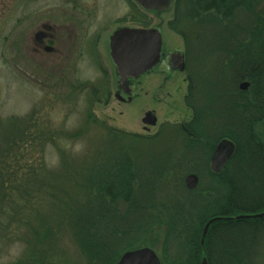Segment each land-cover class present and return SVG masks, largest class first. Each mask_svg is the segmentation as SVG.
Masks as SVG:
<instances>
[{
  "label": "trees",
  "instance_id": "1",
  "mask_svg": "<svg viewBox=\"0 0 264 264\" xmlns=\"http://www.w3.org/2000/svg\"><path fill=\"white\" fill-rule=\"evenodd\" d=\"M262 3L264 0H174L175 16L168 27L188 44L184 22L194 23L198 30L216 31L212 37L214 48L218 47V38L223 39L222 47H231L238 45L236 41L242 36L248 39L244 47L264 48V8L257 11ZM240 13L250 17L249 25L237 24ZM248 56L251 62L257 57L254 93L259 97L257 111L263 114H245L244 132L223 136L234 141L236 153L221 176L210 173L213 187L207 196L179 202L172 213L164 205L152 204L151 197L138 195V170L129 150L117 145L129 140L153 142L161 134L142 138L101 124L107 148L96 151L90 156L92 160L87 157L89 164H72L76 170L70 174L64 165L63 175L57 177L44 162L46 146L65 143L85 130L73 136L48 132L35 114L26 120L11 117L8 121L19 128L0 143V225L5 219L6 227L13 223L32 226L29 231L35 247L31 262L38 264L48 259L46 242L54 236L44 208L54 209L59 222L70 225L87 264H117L129 251L156 246H160L161 264H202L203 259L208 264H264V218L236 219L264 213V132L255 131L256 125L264 123V50L251 51ZM87 103L85 129L99 123L90 112L94 98ZM58 151L64 156V148ZM29 215L40 228L28 223ZM215 218L223 220L211 225L202 246L204 228Z\"/></svg>",
  "mask_w": 264,
  "mask_h": 264
},
{
  "label": "rangeland",
  "instance_id": "2",
  "mask_svg": "<svg viewBox=\"0 0 264 264\" xmlns=\"http://www.w3.org/2000/svg\"><path fill=\"white\" fill-rule=\"evenodd\" d=\"M7 1L10 12L6 11L5 17L0 21V41L5 40L0 53V143H3V139L12 137L15 131H18L19 125L16 124L17 127L14 129L16 125L8 121L11 117L26 120L35 114L40 124H46L43 128L48 132L60 131L73 136L85 130L83 135L72 137L65 143H58L55 146L49 143L46 146L44 162L48 169L58 177L63 175L61 172L64 165L67 167V173L70 174L76 170L74 166L79 167L91 163L90 156H93L98 150L107 148L106 131L102 125L105 128L117 129L126 134L142 138H151L156 135L155 131H152L151 135L143 133L142 114H137L136 111L131 110V114L121 116L119 112H125V108H117L115 102L110 107L94 105L92 111H89L99 123H91L85 129V117L88 111L87 101L92 97L90 98L86 94L78 97L77 93L72 95L65 88L66 81L73 80V76L66 74L60 57L50 58L51 67L48 70L46 63L49 56H35L32 53L33 35L36 33L37 28L45 23L47 12L52 15L53 26H57V31H60V15L65 0H19L22 9L21 27L16 38L13 34L16 19H14L12 11L15 1ZM81 1L85 7V14H95L101 22L123 21L126 16L131 15V27L133 29H156L160 26L159 30L162 34L163 45L168 51H184L190 46V41L189 44L186 43L168 27L175 16L173 3L168 12L157 15L143 12L133 0ZM260 8H264V3L259 6L257 11ZM68 9L70 8L68 7ZM236 22L243 27L247 26L250 24V17L246 13H240ZM144 23H146V26L142 25ZM182 26L189 37H194L198 31H201L196 28L194 23L184 22ZM108 34V32L104 33L102 41H106ZM213 34H217V32L210 30L209 35H206L209 41L207 46L212 48H214L212 46ZM221 39H217L218 47H222L223 39ZM246 39L243 41H246ZM14 49L19 50L20 53L19 58L15 60L14 55L16 53ZM101 51L102 53L105 51L103 45H101ZM103 55L106 57L105 53ZM210 61V63L204 61V64L210 66H198V69H210L214 59ZM105 64L110 70L113 82L111 64L107 60ZM80 69L76 73L78 74L75 77L76 81L80 80V82H89L94 85L100 78L87 55ZM220 83L222 84V82ZM218 87H221V85H218ZM263 124L262 122L256 125L255 131L257 134H263L264 129H261ZM158 135L160 137L153 142L146 140L130 142L129 140L124 144L117 145V148L123 147L129 150V154L135 163L139 176L136 183L141 185L137 189L138 195L151 197L152 204L164 205L168 208V212L173 213L179 202H190V200H195L197 197L207 196L209 189L213 187V182L210 172L207 171L205 166L193 161V157L188 155L186 151L183 154L177 151L180 147L182 149L181 145L184 146L187 141H184L182 136L178 135L174 129L165 128ZM220 136L212 135L213 145ZM183 141L185 143L181 144ZM59 148H64V156L58 151ZM87 157L90 160H86ZM64 159H66L65 164ZM172 164H174V167L172 166L173 169H170ZM164 168L169 169L164 172ZM191 174L198 176L199 186L189 194L185 190V179ZM44 209L47 211L46 220H49L50 227L54 229V236L46 242L49 247L48 259L42 264H87L85 256L80 253L74 242L70 225L66 221L60 223L54 209ZM158 210L160 211L159 208ZM31 216H28V223L30 222L35 229L40 228L34 218H30ZM2 221L4 223L0 225V264H38L31 262L32 248L35 247L29 231L32 226L13 223L10 227H6L7 221L5 219ZM152 250L161 258L160 246H156ZM262 252L264 253V249Z\"/></svg>",
  "mask_w": 264,
  "mask_h": 264
},
{
  "label": "flooded vegetation",
  "instance_id": "3",
  "mask_svg": "<svg viewBox=\"0 0 264 264\" xmlns=\"http://www.w3.org/2000/svg\"><path fill=\"white\" fill-rule=\"evenodd\" d=\"M12 1H15L12 11L16 19L13 33L16 38L21 27L22 9L19 0ZM7 2L0 0V21L9 11ZM46 16L45 23L33 35L32 53L35 56H49L46 63L48 70L51 67L50 58L60 57L66 74L73 76V80L65 84L72 95H89L94 98L95 106L110 107L115 102L117 108H125V112H119L121 116L131 114V110L142 114V131L146 135H151L152 131L158 135L165 128L174 129L184 141L190 140L189 144L181 145L183 148L177 151L180 154L186 151L193 157V161L205 166L215 176L223 174L236 153L234 141L222 135L242 134L245 114H263L257 111L260 107L259 97L254 93L258 68L254 59L257 57L254 56L251 62L248 55L251 51L258 53L264 48L244 47V36L236 41L238 45L212 48L207 46L209 41L206 35H209V31H198L196 36L190 37L189 48L184 51H168L163 45L155 67L137 79L130 77L121 83L110 58V38L119 29L132 28L131 15L123 21L105 23L99 21L95 14L86 15L81 0H65L59 32L57 26H53L52 15L47 12ZM105 32L109 34L106 41H102ZM4 41H0V53ZM101 45L106 57L101 51ZM14 52L15 60L20 53L16 49ZM86 55L100 77L94 85L75 79ZM211 59L214 61L210 69H198V66H210L204 64V61L210 63ZM106 60L113 70V82ZM180 67H183V71H180ZM147 114H152L156 119L155 127L143 123ZM214 134L221 135L215 145L212 138ZM223 140H229L235 145V153L221 174H216L211 170L212 159ZM191 175L198 178L195 174Z\"/></svg>",
  "mask_w": 264,
  "mask_h": 264
},
{
  "label": "water",
  "instance_id": "4",
  "mask_svg": "<svg viewBox=\"0 0 264 264\" xmlns=\"http://www.w3.org/2000/svg\"><path fill=\"white\" fill-rule=\"evenodd\" d=\"M136 5L146 13L157 15L168 12L173 0H133ZM163 47L162 34L156 29H119L110 38V58L116 68L121 83L128 78L137 79L155 67L160 59ZM183 71V67H180ZM143 123L152 127L156 126V119L152 114H147ZM235 153V145L229 140H223L216 148L213 155L211 170L221 174L224 167L231 161ZM199 181L194 175L185 179V187L188 191H195ZM264 213L257 215L239 216L237 220L263 219ZM223 218H215L209 221L203 231L201 245L211 225L222 221ZM117 264H161L156 252L150 248H141L125 253ZM202 264H208L203 259Z\"/></svg>",
  "mask_w": 264,
  "mask_h": 264
}]
</instances>
